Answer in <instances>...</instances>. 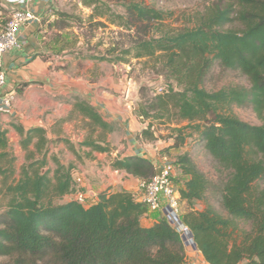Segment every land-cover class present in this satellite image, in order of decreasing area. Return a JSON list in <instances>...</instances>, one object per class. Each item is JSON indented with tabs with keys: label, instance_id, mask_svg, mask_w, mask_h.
I'll return each mask as SVG.
<instances>
[{
	"label": "trees",
	"instance_id": "1",
	"mask_svg": "<svg viewBox=\"0 0 264 264\" xmlns=\"http://www.w3.org/2000/svg\"><path fill=\"white\" fill-rule=\"evenodd\" d=\"M120 0H82L96 26L108 24L125 30L128 44L117 43L94 60L128 63L127 57L147 60L158 74L176 84L153 97L142 96L139 117L162 125H177L174 143L182 149L197 135L205 150L228 175L215 184L188 154L175 162L183 177L179 203L189 207L180 216L206 264H264V0H217L192 28L166 26L171 15L142 0H124V13L112 3ZM67 27L71 19L58 14ZM120 52V55H116ZM115 54V58L108 56ZM247 77L250 87H229L209 92L204 83L214 62ZM250 108L260 125L241 120L234 108ZM73 113L91 129L79 145L93 153H110L105 137L116 131L98 110L76 98ZM141 136L154 140L153 122ZM182 124L181 127H179ZM26 152L19 172L7 132L0 126V259L3 264H187L183 236L160 213L150 227L142 219L150 213L132 192L110 190L87 200L67 199L87 193L76 178V163L49 161L50 141L43 128L17 129ZM100 131L101 138L93 134ZM71 152L84 158L74 145ZM53 162L55 168L50 167ZM115 171L150 181L153 163L140 156L117 158ZM174 181V179H173ZM212 192L225 214L208 201ZM205 204L194 209V204ZM159 213V212H157ZM241 224L249 226L243 230Z\"/></svg>",
	"mask_w": 264,
	"mask_h": 264
},
{
	"label": "crops",
	"instance_id": "2",
	"mask_svg": "<svg viewBox=\"0 0 264 264\" xmlns=\"http://www.w3.org/2000/svg\"><path fill=\"white\" fill-rule=\"evenodd\" d=\"M57 1L0 0V33L5 29L15 10L31 11L38 18L37 21L22 27L19 47L3 56L6 86L1 93L3 95L14 93L16 100L11 111L1 110L0 126L7 132L10 147L22 156V161H26V152L21 147V136L17 129L28 131L38 127L46 130L50 141L49 161L54 156L62 161L63 151H71V145H74L76 150H80L79 145L85 141L86 132H82L80 128L76 129L77 114L73 113V103L76 98L87 101L98 110L107 123L116 125L120 122L121 125L129 127L131 132L128 131L126 135L131 139L121 147L112 138L115 131L106 140L111 152L93 153L90 159L85 158L89 149L82 148L86 151L76 170V177L83 180V184H79L80 187L86 191L93 189L98 195L107 190L113 193L129 191L141 201L142 191L139 188L141 181L126 175L123 171L113 170L111 163L117 158L126 156H140L154 166L160 165L162 160L153 147L145 146V149L138 147L137 139L143 140L141 134L144 128L138 124L136 117L130 113L126 116L122 115L123 113L117 115L110 110L107 105L112 106V103L119 101L109 90L102 89L105 84L86 83L79 76L65 75L58 67L59 63L56 59L63 61L66 57L53 56L54 38H60L68 28L60 24L53 25L59 19L55 12ZM112 81L109 79L108 82ZM80 118L84 120L81 116ZM123 151L125 153H122ZM71 153L73 154L71 161H77V157L73 152ZM86 163L87 168L82 166ZM99 165L103 167L98 168ZM104 169L106 171H103ZM106 174L110 177L107 178ZM159 215L160 213L157 212L145 215L142 219L143 226H152Z\"/></svg>",
	"mask_w": 264,
	"mask_h": 264
},
{
	"label": "rangeland",
	"instance_id": "3",
	"mask_svg": "<svg viewBox=\"0 0 264 264\" xmlns=\"http://www.w3.org/2000/svg\"><path fill=\"white\" fill-rule=\"evenodd\" d=\"M142 1H144L146 5L169 13L171 16L168 17V20L165 23L166 26L179 31L186 28H192L197 19L205 13L207 8L218 2L217 0ZM123 3L124 0L113 2V10L116 13L123 14ZM55 9L57 14H65L71 17V19L67 21L68 29L63 32L60 38H54L53 56L57 57L64 55V57H66L63 61L56 59V61L59 63L58 67L62 69L65 75L73 77L79 76V78H82V80L86 83L105 84L102 89L109 90L113 97L119 101L117 102L118 104L112 103V106L107 105L110 110L117 113V115L119 113H123L122 115L126 116L128 113H130V115L137 118L139 125H142L144 129H147L148 123H150L152 120L144 122L139 117L138 108L142 101L140 98L144 95L153 97L158 93L167 91L169 87L176 88V84L172 80L167 79L165 76L158 74L154 64L145 59L136 60L127 57V60H129L128 63H111L94 60L92 57H101L107 55V52L117 43H122L124 46H126L129 40L127 35L128 33L123 29H119L116 26L108 24L105 20L102 21L105 23V27L96 26L97 24H95V22H91L89 20L92 10L83 6L82 0H58ZM51 40L52 39H50V42ZM116 55H120V52H118ZM116 55L112 54L108 57L115 58ZM109 79L113 81L109 83ZM229 87L249 88L250 83L247 77L243 76L238 71L225 69L217 61L214 62L213 67L211 68L205 80L204 88L209 92H214ZM128 90H131L133 93L137 94V98L127 97L126 94ZM234 113L241 120L250 125L258 126L261 124L250 108L243 109L235 107ZM152 122L154 127L151 132L154 133L155 139L150 140L143 137V140L137 139V141H139L138 147L140 146L145 149V146H151L161 160L164 157L168 158V161H170L175 167L173 182L177 191H179L180 187L182 186L183 177L181 176L178 167L175 165V162L180 155L184 154L190 155L200 170L203 171L213 183L219 185L223 180L226 179L228 173L223 171L217 162L209 155L203 144L198 139L197 135H193L191 138H189L184 148L170 150L169 148L171 145H173L174 137L176 136V132L172 131V129L178 126L175 124L162 125L158 121ZM183 125L186 124H182L179 127ZM126 127L121 125L120 122L116 123V132L114 135H112V138H114L115 142L119 143L121 147L131 139L126 135L128 131L131 132L129 127H127L128 129ZM77 128H80L82 132H86L84 134V138L86 140L91 133V129L78 115L76 119V129ZM101 134L102 133L100 131H97L91 136H93L95 139H99L101 138ZM107 138H109V135L105 137L106 140ZM11 150L16 157L15 167L19 172L21 167L25 164V161H22V156L18 152H15L13 148H11ZM84 151H79L82 157H84ZM122 153H125V151ZM61 155V162L63 164L67 165L69 163H76L78 170L82 160L80 161L75 157L77 161H71V158L73 157L71 151H63ZM86 164L82 166L87 168L88 164ZM50 167L52 169L55 168L53 162H50ZM102 167V165L98 166V168ZM103 171H106V169ZM106 177L108 178L110 175L106 174ZM76 178L77 182L80 180V182H78L79 184H83V180L81 178L78 176ZM1 179L2 178L0 177V183ZM86 192L92 197L91 199H93L90 203H93L95 200H97V191L92 189ZM67 199H75V196L69 197ZM208 201L220 213L225 214V212L220 207L219 198L212 192L208 194ZM90 203H86V205ZM204 207V203L196 202L193 208L196 210H202ZM186 211H189L188 205L181 203L179 206V215L181 216ZM241 228L243 230L250 229L246 224H241ZM183 241L185 243L188 255L187 264H206L203 258H201V254L198 252L196 247L194 245H187L184 237ZM5 262L6 259H0V264Z\"/></svg>",
	"mask_w": 264,
	"mask_h": 264
},
{
	"label": "built area",
	"instance_id": "4",
	"mask_svg": "<svg viewBox=\"0 0 264 264\" xmlns=\"http://www.w3.org/2000/svg\"><path fill=\"white\" fill-rule=\"evenodd\" d=\"M37 16L28 10H15L5 29L0 33V112L1 110L11 111L14 107L16 95L8 93L3 95L2 89L6 86V72L3 67V56L10 50L19 47L20 32L22 27L37 21ZM127 91L126 96H129ZM156 175L148 182H140L139 188L142 191L141 202L146 204L150 212H159L167 221L181 233L187 245H194L193 237L187 227L181 222L179 215V193L175 189L173 174L175 167L162 158V163L155 166ZM160 171L158 174L157 172ZM80 182V180H78ZM95 196V195H94ZM92 197L88 193H78L75 200L86 204ZM98 198V196H97ZM96 198V199H97ZM95 200V199H94Z\"/></svg>",
	"mask_w": 264,
	"mask_h": 264
},
{
	"label": "water",
	"instance_id": "5",
	"mask_svg": "<svg viewBox=\"0 0 264 264\" xmlns=\"http://www.w3.org/2000/svg\"><path fill=\"white\" fill-rule=\"evenodd\" d=\"M129 98H137V94L133 93L131 90L129 91ZM158 174L160 173V171L157 172ZM196 247V246H195Z\"/></svg>",
	"mask_w": 264,
	"mask_h": 264
}]
</instances>
